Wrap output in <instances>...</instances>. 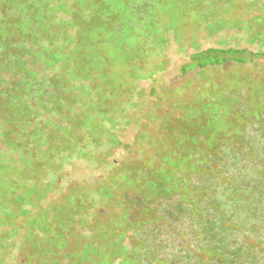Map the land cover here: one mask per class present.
Returning a JSON list of instances; mask_svg holds the SVG:
<instances>
[{
    "label": "rangeland",
    "instance_id": "374dc122",
    "mask_svg": "<svg viewBox=\"0 0 264 264\" xmlns=\"http://www.w3.org/2000/svg\"><path fill=\"white\" fill-rule=\"evenodd\" d=\"M68 1L76 0H0V6L20 10L0 9V34L26 37L21 43L39 68L37 50L60 51L54 28L65 24L56 12ZM161 1L174 6L167 10L171 28L142 56L110 65L111 85L94 80L93 94L70 88L22 142L11 119L29 110L8 106L9 119L0 123V264H135L141 220L163 222L160 205L175 194L194 213L206 203L194 224L211 220L228 247L222 254L186 242L184 251L203 264H264V170L249 182L211 170L213 181L221 179L227 190L220 202L190 183L201 154L216 151L220 141L235 147L241 129L264 112V55L185 67L208 48L264 54V0ZM119 2L124 0H86L99 14L102 5ZM70 23L78 25L75 19ZM90 25L93 35L102 29V18ZM76 47L75 41L66 47L71 66ZM87 50L98 52L91 44ZM66 81V88L80 82ZM29 116L23 117L25 127ZM138 195L143 205L135 202Z\"/></svg>",
    "mask_w": 264,
    "mask_h": 264
},
{
    "label": "trees",
    "instance_id": "16d2710c",
    "mask_svg": "<svg viewBox=\"0 0 264 264\" xmlns=\"http://www.w3.org/2000/svg\"><path fill=\"white\" fill-rule=\"evenodd\" d=\"M176 1L178 0H174ZM184 1L192 4L196 0ZM67 3L70 6L61 4L56 12L65 24L54 28L60 51L54 52L48 46L37 50V54L32 52L39 56V68L34 67L30 55L26 52L27 48H24V44L21 43L28 41L26 37L15 33L9 38L0 34V123L3 119H9L7 110L11 105L24 106L29 110L27 114H30V121L27 119L26 127L23 125V117L27 114L18 112L11 119V121L16 120L13 129L15 133H18L15 135L17 142L28 140L25 135L33 134L31 129L35 122L40 123L41 126L43 111L53 102L61 104L59 98L66 96L67 92L72 90L70 88L76 90L80 86L83 93L93 94L96 88L90 87L92 81L102 79L104 85L106 83L111 85L114 76L109 71L110 65L113 63L125 65L136 57L142 56L147 48L159 44L164 29L169 30L172 26H168L167 10L173 9L174 6L169 3L162 5L160 0H124L117 5L113 3L102 5L100 14L95 10V6L91 7L86 0ZM0 9L7 13H20L19 9L13 7L0 6ZM63 11H66L67 15L62 13ZM23 14L22 11L21 15ZM96 17L100 20L102 18V29L92 35L90 32L93 31V25H90V22ZM72 19L76 20L77 26L71 25ZM31 34L38 39L43 37H38L35 31H31ZM74 41L78 47L75 48L76 53L73 55L76 63L71 66V54H67L66 47L72 45ZM133 41L135 43H132ZM87 44L96 46L98 52L93 54L88 51ZM261 55L264 54L240 48H208L195 53L192 61L185 67L188 70L202 68L221 65L230 60L243 63L249 60L254 61ZM61 63H63L62 67L59 68L58 65ZM55 65L56 71L53 69ZM68 77L79 79L80 82L66 88ZM236 141L239 144H235V147L220 141L216 151L211 150L205 155L201 154L202 165L190 183L197 187L196 192L201 191V195L202 191H207L206 194L212 197L210 198L212 202H220L227 195V190L221 187L224 184L222 180L217 179L215 183L210 174V171L216 170V167L223 174L239 176L243 182L254 180L256 175L263 172L264 112L258 119L249 121L241 129ZM142 198L138 195L134 200L139 205H143ZM160 206L159 211L163 222L158 223L156 217L148 216H144L141 220L143 225L138 228L136 236L140 251L135 264H203L190 250L184 251L186 242L191 247L213 248L222 254L228 252V247L223 240L216 236L215 225L211 220L194 224V219L201 212L206 211V203L205 206L201 205L198 208V213H194V207L183 202L179 194H175ZM128 207L131 208V206L125 208L127 215L131 214ZM150 207H153L152 204ZM234 221L239 225L244 223L242 217H234ZM54 250H56L55 247ZM247 262L252 263L251 260Z\"/></svg>",
    "mask_w": 264,
    "mask_h": 264
}]
</instances>
